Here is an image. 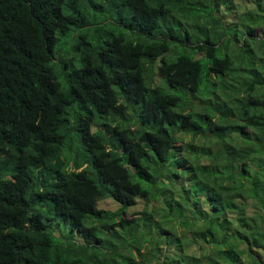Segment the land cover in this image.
<instances>
[{
    "label": "trees",
    "instance_id": "trees-1",
    "mask_svg": "<svg viewBox=\"0 0 264 264\" xmlns=\"http://www.w3.org/2000/svg\"><path fill=\"white\" fill-rule=\"evenodd\" d=\"M242 2L228 26L233 0H0V264H264V0Z\"/></svg>",
    "mask_w": 264,
    "mask_h": 264
},
{
    "label": "rangeland",
    "instance_id": "rangeland-1",
    "mask_svg": "<svg viewBox=\"0 0 264 264\" xmlns=\"http://www.w3.org/2000/svg\"><path fill=\"white\" fill-rule=\"evenodd\" d=\"M233 1L235 5L233 6L234 13L231 15H228V13H224V15H227L224 17L225 18L224 21L226 24H228V26H241L242 18L240 16L244 14L245 12L247 13V11L249 9H252V7L246 6L242 2V0H233ZM258 35L262 39L264 38V24L258 26ZM224 41H225L224 45L229 44V41H227V39H224ZM189 139L190 138H187V141ZM194 161L196 163L198 162L197 159H195ZM201 163H206V161H202ZM152 205L153 204L148 206L146 205L144 201H139L135 207L129 209L127 216H126L127 219H132L134 217H140L142 215V212L145 210V208L150 209ZM99 208L103 210L111 211V212H116L119 209V205L114 200L107 198V199L100 201ZM176 227L179 229L178 232L181 233V230L183 228L179 227V225H177ZM142 249L143 251L146 250L145 248H142Z\"/></svg>",
    "mask_w": 264,
    "mask_h": 264
}]
</instances>
